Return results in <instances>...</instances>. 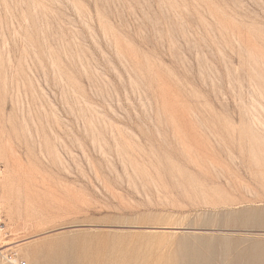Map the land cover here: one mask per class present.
<instances>
[{
    "label": "rangeland",
    "instance_id": "rangeland-1",
    "mask_svg": "<svg viewBox=\"0 0 264 264\" xmlns=\"http://www.w3.org/2000/svg\"><path fill=\"white\" fill-rule=\"evenodd\" d=\"M0 215V264L264 249V0H0Z\"/></svg>",
    "mask_w": 264,
    "mask_h": 264
},
{
    "label": "bare ground",
    "instance_id": "bare-ground-1",
    "mask_svg": "<svg viewBox=\"0 0 264 264\" xmlns=\"http://www.w3.org/2000/svg\"><path fill=\"white\" fill-rule=\"evenodd\" d=\"M184 238L185 237H182L180 238L181 241H177L178 247L175 250L173 257L169 258L168 261H165V264H264V249L259 246H253L249 250H243L237 253L233 258H229V256L227 257L226 255L229 254V252H227L223 254L225 257L222 256L223 258L218 260L215 258L217 255L215 256L216 251H214V248L213 250L211 249L212 251L209 253H202L197 246L195 247V251L189 252V250L185 248V246H187V241H184ZM46 239L47 238L38 239L29 244L33 254V261L35 260L37 264H78L80 262L76 258L69 257L64 253H58L56 250H47L49 253L45 255L43 262H38L36 257L38 256V253L42 251V248H46ZM203 239L204 238L202 237H195V241L200 245L204 242ZM207 243L211 244V240H208ZM9 262H13V260ZM106 264L117 263L110 261ZM120 264H124V262Z\"/></svg>",
    "mask_w": 264,
    "mask_h": 264
},
{
    "label": "built area",
    "instance_id": "built-area-1",
    "mask_svg": "<svg viewBox=\"0 0 264 264\" xmlns=\"http://www.w3.org/2000/svg\"><path fill=\"white\" fill-rule=\"evenodd\" d=\"M4 228H5V226H4V223L2 221V217L0 215V231L4 230ZM0 254H1V250H0ZM11 260H13V263L16 262V264H26V262H24V261H16L15 258L9 257V261H11Z\"/></svg>",
    "mask_w": 264,
    "mask_h": 264
}]
</instances>
